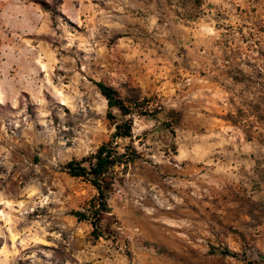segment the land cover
Segmentation results:
<instances>
[{
    "label": "rangeland",
    "instance_id": "374dc122",
    "mask_svg": "<svg viewBox=\"0 0 264 264\" xmlns=\"http://www.w3.org/2000/svg\"><path fill=\"white\" fill-rule=\"evenodd\" d=\"M122 1L0 0V264H105L97 248L105 241L122 253L116 244L120 237L103 217L104 236L95 240L91 222L73 214L89 213L98 192L64 169L104 144L120 153L130 146L141 155L140 169L133 173L132 167L130 176L124 167L114 170L107 207L128 188L137 200L156 198L154 167L161 152L171 156L175 147H165L153 128H143L151 116L137 112L154 117L162 104L151 92L155 62L139 59L143 50L127 31L147 12L138 9V0H130L129 11ZM212 1L221 5L222 25L239 23L228 35L260 83L251 93L262 103L264 117V0ZM95 82L139 99L142 108L126 117L115 109L109 119L107 100ZM127 119H133V138L114 139L115 125ZM210 196L211 215L225 217L227 225L238 215L263 224L264 179L249 193L226 188L211 190ZM251 223L250 218L241 222Z\"/></svg>",
    "mask_w": 264,
    "mask_h": 264
},
{
    "label": "crops",
    "instance_id": "0c3cea01",
    "mask_svg": "<svg viewBox=\"0 0 264 264\" xmlns=\"http://www.w3.org/2000/svg\"><path fill=\"white\" fill-rule=\"evenodd\" d=\"M212 2L135 3L148 17L127 31L143 50L139 59L155 62L151 92L162 104L156 116L143 120V128H153L175 152H161L154 167L155 200H137L128 188L109 201L103 222L114 228L112 219L118 220L132 237L137 228L140 238L125 242L117 233L128 245L125 253L111 241L99 243L105 264H264V217L261 224L252 215H238L227 225L225 217L210 213L211 190L249 193L264 179L263 105L251 93L258 83L228 35L238 21L222 25L221 5ZM121 7L129 11L130 0ZM138 161L125 172L140 169ZM247 218L252 223L243 226Z\"/></svg>",
    "mask_w": 264,
    "mask_h": 264
},
{
    "label": "trees",
    "instance_id": "16d2710c",
    "mask_svg": "<svg viewBox=\"0 0 264 264\" xmlns=\"http://www.w3.org/2000/svg\"><path fill=\"white\" fill-rule=\"evenodd\" d=\"M59 1L62 2V0ZM35 3L41 5L44 10L49 9V4L46 2L35 1ZM95 84L99 88L101 95L107 100L109 110L107 116L109 119H114L112 112L115 109L119 110L121 114L126 117L132 115L133 110L142 108V105L138 101L139 99L130 100L123 98L115 88L102 82H95ZM137 112L143 116L153 117V115H150V112L143 111L142 109ZM113 138L132 139L133 119H127L122 123L116 124ZM139 159H141L139 152L130 146L126 147L123 153H120L110 149L108 145L104 144L98 148L95 154L81 160L73 159L64 166V169L71 177L88 181L98 192L91 203L89 213H87V211L84 213H73L79 221L91 222L93 227L91 235L95 240L104 236L100 228V221H102V215L108 212L106 194L111 188V177L114 170L117 167H124V169H127ZM86 163L88 166L85 165ZM223 254L231 255L228 251H223Z\"/></svg>",
    "mask_w": 264,
    "mask_h": 264
},
{
    "label": "built area",
    "instance_id": "2783aa9c",
    "mask_svg": "<svg viewBox=\"0 0 264 264\" xmlns=\"http://www.w3.org/2000/svg\"><path fill=\"white\" fill-rule=\"evenodd\" d=\"M156 106H158L156 104ZM118 194H121L120 191H118ZM113 226L115 228V231L120 234L121 236H124L126 238L125 242H131L134 240H139L140 238V230L139 229H133L131 232L135 235L134 237L130 236L128 234V231L121 225V223L118 220H115L113 223ZM114 239V237H112ZM116 244L119 245L118 249L122 252H126L128 250V245L126 244H121L119 241H116Z\"/></svg>",
    "mask_w": 264,
    "mask_h": 264
}]
</instances>
